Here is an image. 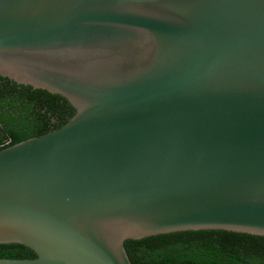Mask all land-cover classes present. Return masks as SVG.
Here are the masks:
<instances>
[{
  "label": "water",
  "instance_id": "water-1",
  "mask_svg": "<svg viewBox=\"0 0 264 264\" xmlns=\"http://www.w3.org/2000/svg\"><path fill=\"white\" fill-rule=\"evenodd\" d=\"M0 76L65 98L0 149V264H132L128 239L264 236V0H0Z\"/></svg>",
  "mask_w": 264,
  "mask_h": 264
},
{
  "label": "trees",
  "instance_id": "trees-1",
  "mask_svg": "<svg viewBox=\"0 0 264 264\" xmlns=\"http://www.w3.org/2000/svg\"><path fill=\"white\" fill-rule=\"evenodd\" d=\"M74 112L58 94L0 76V149L58 128ZM124 246L132 264H264V236L221 229L128 239ZM34 256L20 244H0V257Z\"/></svg>",
  "mask_w": 264,
  "mask_h": 264
}]
</instances>
